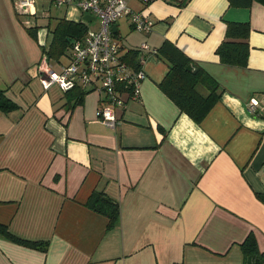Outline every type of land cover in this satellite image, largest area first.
Wrapping results in <instances>:
<instances>
[{"label":"crops","instance_id":"0c3cea01","mask_svg":"<svg viewBox=\"0 0 264 264\" xmlns=\"http://www.w3.org/2000/svg\"><path fill=\"white\" fill-rule=\"evenodd\" d=\"M56 1L34 0L21 15L18 0H0V89L19 107L0 113V224L19 239L48 244L41 251L0 238V264H244L247 237L264 253L257 198L264 195V6L128 2L153 28L137 32L121 18L122 43L116 23L125 62L141 44L156 51L170 43L216 82L219 99L196 124L159 89L167 62L146 53L139 96L127 100L111 129L97 121L100 94L75 105L39 82L44 60L57 72L68 63V52L59 61L43 54L57 22L82 23L76 7ZM52 6L58 14L47 16ZM38 16L48 18L46 26ZM227 23L249 25L244 67L222 65L216 55ZM33 28L36 39L26 31ZM197 90L209 94L203 85ZM94 192L117 204L113 229L85 207Z\"/></svg>","mask_w":264,"mask_h":264},{"label":"built area","instance_id":"2783aa9c","mask_svg":"<svg viewBox=\"0 0 264 264\" xmlns=\"http://www.w3.org/2000/svg\"><path fill=\"white\" fill-rule=\"evenodd\" d=\"M147 6L158 0H57L55 6H74L82 16L93 17L97 22L95 29L87 28L84 35L71 42L68 51V63L55 71L45 60L37 66V77L41 86L48 89L56 86L62 92L80 88L86 92H96L102 97L96 112L97 121L108 128H115L118 123L117 112L124 109L127 100H136L140 85L146 78L142 64L143 54H156L148 45L141 44L138 52L137 69L125 62V51L115 39L111 29L121 18H128L133 30L149 33L153 22L139 12L133 11L128 2ZM168 2L170 0H162ZM34 0H18L16 10L21 15H28L34 6ZM258 102L251 99L247 111L254 113Z\"/></svg>","mask_w":264,"mask_h":264},{"label":"trees","instance_id":"16d2710c","mask_svg":"<svg viewBox=\"0 0 264 264\" xmlns=\"http://www.w3.org/2000/svg\"><path fill=\"white\" fill-rule=\"evenodd\" d=\"M234 7H248L253 0H227ZM264 6V0H257ZM35 28L27 29V33L36 39ZM86 27L81 22L74 23L59 20L51 32V42L48 50L44 51L48 60L59 61L65 56L71 47V42L79 40L85 33ZM249 25L246 23H227L224 41L218 46L216 55L222 65L231 67H244L247 61L249 46L247 38ZM130 60L127 61L134 69L138 68L135 59L138 52H130ZM156 55L164 59L168 64V71L159 89L173 102L180 113L185 114L196 124H200L210 109L219 99L218 85L201 68L180 52L175 46L164 42L157 50ZM133 60V61H132ZM191 66L188 70L187 68ZM203 85L209 89V94L201 95L197 88ZM67 103L75 105L83 102L84 96L89 93L80 88L64 92ZM19 107L12 102L4 90L0 89V113L8 114ZM257 198L264 205V195ZM85 207L95 213L105 216L108 220L107 230L113 229L118 221L119 211L115 203L105 201L103 195L94 192L85 203ZM0 238L13 244L30 249L45 251L47 242H29L13 236L5 225L0 224ZM244 256V264H264V253H259L254 240L247 237L241 246Z\"/></svg>","mask_w":264,"mask_h":264},{"label":"rangeland","instance_id":"374dc122","mask_svg":"<svg viewBox=\"0 0 264 264\" xmlns=\"http://www.w3.org/2000/svg\"><path fill=\"white\" fill-rule=\"evenodd\" d=\"M158 1H160V2H164V1H162V0H158ZM52 15V16H54V15H57L58 14V11H56V9H55V7H53L52 6V8H51V11H50V13H46V15L48 16V15ZM123 19H121L117 24L119 25V31H120V40H121V42L123 43V41H124V35H123V33H124V27H123V21H122ZM47 22H48V18L47 19H41V16H38V24L37 25H41V27H44V26H46L47 25ZM97 22H95V23H93V24H89L88 25V27L90 28V29H95L96 27H97ZM56 69V68H55Z\"/></svg>","mask_w":264,"mask_h":264},{"label":"water","instance_id":"95a60500","mask_svg":"<svg viewBox=\"0 0 264 264\" xmlns=\"http://www.w3.org/2000/svg\"><path fill=\"white\" fill-rule=\"evenodd\" d=\"M82 20L83 21H87V22H91V21L94 20V18L93 17H89V16H83ZM111 31H112L113 34H116V28L115 27H112ZM187 69L189 70L190 67H188Z\"/></svg>","mask_w":264,"mask_h":264}]
</instances>
